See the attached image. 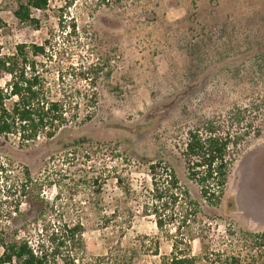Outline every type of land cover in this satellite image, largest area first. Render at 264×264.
<instances>
[{"label": "rangeland", "instance_id": "374dc122", "mask_svg": "<svg viewBox=\"0 0 264 264\" xmlns=\"http://www.w3.org/2000/svg\"><path fill=\"white\" fill-rule=\"evenodd\" d=\"M17 1L0 0L3 53L46 45L39 70L57 93L63 77L61 90L75 93L79 105L75 121L51 141L20 145L0 138V236L35 245L44 239L45 222H81L85 252L76 264H115L131 252L133 264H168L172 242L153 216L137 212L132 201L127 208L134 217L128 221L127 212L114 220L111 199L122 197L115 183L109 180L99 195L78 183L115 166L140 192L150 186L149 164L162 162L203 206L199 220L206 227L195 226L189 236L196 264H223L202 259L205 251L214 260L219 253L221 260L235 255L243 264H264V241L255 244L246 234L264 233V132L242 147L218 208L202 201L181 155L190 128L264 94V0H140L112 8L102 0H78L70 8L51 0L48 10L33 12L38 28L14 17ZM110 51L116 58L110 81L101 78L94 88L77 80L81 66ZM80 92H96V107L82 102ZM23 168L44 183L32 198L40 193L47 206L21 195Z\"/></svg>", "mask_w": 264, "mask_h": 264}, {"label": "trees", "instance_id": "16d2710c", "mask_svg": "<svg viewBox=\"0 0 264 264\" xmlns=\"http://www.w3.org/2000/svg\"><path fill=\"white\" fill-rule=\"evenodd\" d=\"M64 8L72 7L78 0H60ZM130 1V4L140 0H102L105 6L115 7ZM51 0H18L13 12L20 23H28L40 27V20L33 12L49 9ZM76 27L74 26V29ZM0 43V82L6 80L4 86L0 83V138L14 137L20 145L37 142L39 139L53 140L63 129L75 121L77 117L78 98L75 93L61 90L63 77L58 78L56 89L51 87L47 77L39 70V59L46 55V45L20 44L11 53H3ZM112 52L96 53V62L81 66L76 74L78 81H90L95 88L101 78L110 81L114 75L116 58ZM56 87V83H54ZM76 93H78L76 91ZM93 108L97 105V93L90 95L81 93ZM90 116L86 120H90ZM264 132V94H254L243 102L235 103L227 110L215 116L204 119L197 126L186 132L182 143L181 155L185 162L187 178L198 186L202 201L210 208H218L225 196L231 170L242 147L251 138H260ZM111 157L119 158L115 148L109 152ZM89 159V154L86 155ZM4 166H0L2 170ZM7 171V169H6ZM109 174L95 172L86 175L78 183L90 189L96 195L102 193L106 183L111 180L119 188L122 197L111 199L110 218L125 219V214L131 212L127 205L132 201L138 203L145 216H153L156 227L166 231L172 242V251L166 259L168 264H196L198 257L190 252L189 236L195 226L205 222L199 220L202 214V204L195 200L188 188L184 187L176 172L163 165L162 162H151L148 166L150 186L137 192L132 187L129 176H124L113 166ZM89 173V172H88ZM20 182V193L47 206L44 199L33 191L44 186L42 180L33 179L28 168H23ZM41 181V182H39ZM133 197V198H132ZM125 207H124V206ZM19 215H23L21 202L15 206ZM42 220L43 214H40ZM48 223V224H47ZM45 222L40 234L44 239L34 245L25 238H7L0 236V264H76L80 254L85 252L83 239L84 226L81 222ZM201 225V226H202ZM172 228V230H171ZM255 244L264 241V233H246ZM156 249V255H158ZM212 255V254H211ZM112 257V256H110ZM109 257V258H110ZM204 260L223 264H243L240 256H227L218 260L205 251ZM120 257L113 258L116 262ZM134 252L129 253L115 264H133Z\"/></svg>", "mask_w": 264, "mask_h": 264}]
</instances>
